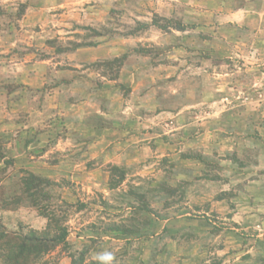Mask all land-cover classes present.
Listing matches in <instances>:
<instances>
[{"label": "clouds", "instance_id": "1", "mask_svg": "<svg viewBox=\"0 0 264 264\" xmlns=\"http://www.w3.org/2000/svg\"><path fill=\"white\" fill-rule=\"evenodd\" d=\"M20 4H28V0H0V9L5 13L4 22L11 24L13 36L20 38V34L15 31L16 24H20L22 29L40 24L42 32L35 33L30 38L42 41L58 36L61 41H65L75 38L70 21L111 26L108 21L112 18L108 13L114 0H41L39 7L29 5L23 17L17 19ZM61 8L65 11L59 17L49 15ZM154 13L168 19H172L175 14L177 18H182L185 25L202 22L210 26L207 27L208 31L216 28L222 35L226 31L229 35H235L238 30L247 28L251 43L241 39L237 44L225 36L226 44L233 56L240 48L251 50L254 45L259 44L260 47L255 48L252 54L259 55L260 61L264 62V0H141L135 13L126 12L121 21L132 24L131 17L134 15L136 20L151 25L146 35L153 34L154 31L158 33L159 29L152 25ZM8 17L11 19H7ZM49 24L55 31L44 32ZM227 25L232 26L230 30L226 29ZM74 31L84 34L80 28ZM4 35V43L10 49L14 44L8 42L13 37L8 36L7 31ZM38 46L43 47L42 44ZM82 52L93 54L84 58L80 55ZM110 56H118L113 41L101 44L97 49H80L77 53L60 59V64L67 62L79 70V76L87 77L83 80L73 79L68 86L60 84L57 113L65 118L62 127L56 123L59 118L56 113L50 114L47 107L43 111L37 110L40 93L35 87L31 91H13V97L22 95L23 99L0 106V198L16 202L14 207L0 208V223L8 231L22 234L21 243L24 242V236L33 235L46 237L49 241L47 248L42 249L39 254L30 255L26 264H213V258L219 259L221 264H257L258 257L264 258V176H260L258 180H250L249 177L264 169V141L252 143L243 133H237L233 137L235 143L241 150L248 148L258 152L255 159L259 164H249L234 175L237 171L235 165H231L230 161L223 162L230 165L228 170L221 173L228 182L218 186L205 184L207 192L201 189L205 199H211L217 192H238L237 198L230 201L235 204V208L231 209L232 219L222 217L224 227L219 235H211L209 231L203 230L196 231L194 239L189 242H182L179 236L173 239L172 235L165 232V228L174 230L189 226L184 224L182 218L173 220L175 213L171 208H165V201L159 197L149 201V207L154 210L150 219L155 227L130 232L112 227H128L127 222L134 214L131 205L138 206L137 201L130 200L126 195L129 186L144 189L153 187L147 181L152 175L161 173L153 170L146 174L141 171L138 161L144 159L146 150H142L136 142L109 140L97 136L95 132L89 133L84 127L85 117L93 112L106 119H116L118 114L126 119L121 105L109 104L110 113L101 111L96 97L102 95L111 100L108 91H89L93 88L90 81L99 80L105 85L114 81L101 74L104 72L103 68L95 71L85 68L84 64ZM33 59L34 56H29L27 60L0 59V72L11 75L13 86L21 80L30 81L32 74L44 68L38 60L29 63ZM184 72L188 76L185 77L182 73L176 83L169 84L164 98H181L172 105L176 109V124L179 128L190 127L196 122V118H204L208 127L210 124L204 117L207 99L197 101L195 91L186 87L183 82L187 78H195L201 70L185 67ZM238 73L237 68L234 75ZM61 75L71 78L76 73H55L57 79ZM2 91L3 88H0V92ZM69 96L78 97V102L68 103ZM4 98L9 99L6 93ZM193 109L196 111H192ZM186 114L190 123H184ZM37 128L41 129L39 135L36 134ZM73 133L81 137H95L94 142L88 145V151L81 150L83 144L77 143ZM261 136L264 137V131H261ZM170 138L176 139L177 134ZM183 139L180 137L181 141ZM109 144L113 145L111 151H108ZM185 147H180V151H184ZM242 154L241 152V158ZM90 161H96L92 171L85 167ZM109 164L127 169L125 178L115 188L110 186V173L105 170ZM145 175L147 179H141ZM33 177H39L38 187H33L29 182ZM187 179L190 177H176V181ZM62 181H70L77 187L73 189L62 184ZM237 184L242 185L245 191L236 189ZM101 200L109 207L102 205ZM228 203L229 201L223 202L224 206L220 209L222 213L230 211ZM80 204L85 207L80 208ZM166 213L169 214L168 220H159ZM233 221L240 227L233 228ZM221 243L224 245L222 249L219 247ZM12 254V246L0 247V264H14L9 258Z\"/></svg>", "mask_w": 264, "mask_h": 264}, {"label": "rangeland", "instance_id": "2", "mask_svg": "<svg viewBox=\"0 0 264 264\" xmlns=\"http://www.w3.org/2000/svg\"><path fill=\"white\" fill-rule=\"evenodd\" d=\"M40 4L41 0H28V4H20L17 19L23 17L29 5L39 7ZM140 4L141 0H114L113 7L108 13L112 18L108 21V25L111 26L104 24L93 26L70 21L73 24L75 38L65 41H61L58 36L42 41L30 38L33 34L42 32L40 24L24 29L20 24H16L15 31L20 34V38L17 39L10 30L11 24L4 22L5 13L0 9V59L27 60L29 56H34L29 63L38 60L44 65L42 71L32 74L30 81L21 80L15 86L11 83L10 74L4 75L0 72V88H3L0 92V106L13 100L20 102L23 99L22 95L13 97V91L22 89L31 91L35 87L40 93L37 110L43 111L47 107L50 114L56 113L59 117L56 123L62 127L65 118L57 113L60 99L59 86L60 84L68 86L73 79L83 80L87 77L79 76V70L67 62L60 64V59L75 54L80 49H97L101 44H109L113 41L118 56L98 59L91 64H84V67L95 71L103 68L104 72L101 74L114 81L110 85H105L99 80L90 81L93 88L89 91L97 93L108 91L111 100L107 96L96 97L101 111L110 113L109 104L121 105L126 119L119 114L116 119H106L93 112L85 117L84 127L89 133L95 132L97 136L109 140H119L121 143L136 142L142 150H146L144 159L138 161L141 164V171L150 174L155 170L161 174L152 175L147 181L153 187L144 189L129 186L126 195L130 200L137 201L138 206L131 205L134 214L127 222L128 227L123 225H112V227L123 228L125 232L138 231L149 226L155 227L150 219L154 210L149 207V201L159 197L165 201V208H171L175 213L173 220L182 218L184 224L189 226L174 230L165 228V232L172 235L173 239L179 236L182 242H189L194 239L196 231L203 230L209 231L211 235H219L224 227L222 217L227 220L232 219L231 209L235 208V204L230 201L237 198L238 192H217L211 199H205L201 189H204L205 184L218 186L228 182L221 173L228 170L230 165L223 162L230 161L231 165H235L237 171L233 173L234 175L243 171L249 164H259L255 159L258 152L248 148L241 150L233 137L237 136V133H243L252 143L264 141V137L261 136V131H264V62L260 61L259 55L252 54L260 45H254L251 50L240 48L233 56L224 37L228 36L229 40L237 44L241 39L251 43L249 29L238 30L235 35H229L226 31L222 35L216 28L208 31L207 27L210 26L202 22H190L185 25L182 18H177L175 14L172 19H168L154 13L152 25L159 29L158 33L154 31L153 34L146 35L151 26L147 22L136 20L134 15L131 17L132 24L121 21V17L126 12L135 13ZM64 11L65 9L62 8L57 9L49 15L55 14L59 17ZM231 27L227 25L226 29L230 30ZM76 28H80L84 34L75 32ZM121 28L124 30L120 31ZM49 30L55 31L51 24L43 31ZM6 31L8 36L13 37L8 42L14 44L10 49L4 43ZM39 44L43 47H39ZM92 54V52L80 53L84 58ZM185 67L201 70L195 78H187L183 82L186 87L195 91L197 101L201 98L207 99L204 117L210 124L208 127L204 118H196V122L190 127L179 128L176 124V109L172 105L181 98H164L169 84L176 83L182 73L185 77L188 76L184 72ZM237 68L239 73L234 75ZM70 72L76 75L71 78L61 75L59 79L55 76V73ZM5 93L9 98L7 100L4 98ZM77 102L78 97H68V103ZM187 115L184 123H190ZM48 123L52 122L48 121ZM64 131L67 132V129ZM40 133L41 129L37 128L36 134ZM173 134H177L176 139L170 138ZM73 135L77 143L83 144L81 150L84 152L88 151V145L95 139L91 135L88 137H81L77 133ZM180 137L184 138L183 141ZM185 145L193 146L185 147ZM112 147L113 145L109 144L108 151H111ZM180 147H185V150L180 151ZM95 164L96 161H90L85 167L92 171ZM105 170L110 173L109 183L113 188L119 186L127 172V169L111 164ZM177 176H186L190 179L176 181ZM260 176H264V169L259 170L249 179L258 180ZM141 179H147V175L142 176ZM201 181L203 183H200ZM29 182L33 187H38L39 177H33ZM62 184L73 189L77 187L70 181H62ZM244 184H247V181H244ZM235 188L245 191L240 184ZM204 191L208 190L204 189ZM224 201H229L230 211L226 213L220 211ZM15 203L0 198V208H11ZM101 204L109 207L103 200ZM79 207L83 208L85 205L80 204ZM156 215L159 216V213ZM168 216L169 214L166 213L160 216L159 220H168ZM239 227L240 225L233 221V228ZM21 236L22 234L17 235L8 231L4 224L0 223V247L12 246L13 254L9 258L14 264H26L30 255L39 254L49 243L46 237L40 238L35 235L24 236V242L21 243ZM219 247L222 249L224 245L221 243ZM213 264H221V261L213 258ZM257 264H264V258L258 257Z\"/></svg>", "mask_w": 264, "mask_h": 264}]
</instances>
